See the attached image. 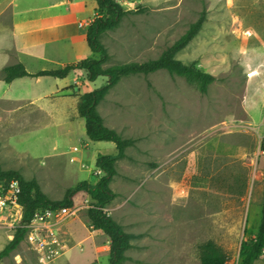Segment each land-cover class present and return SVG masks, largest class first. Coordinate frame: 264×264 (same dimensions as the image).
<instances>
[{
	"label": "rangeland",
	"instance_id": "374dc122",
	"mask_svg": "<svg viewBox=\"0 0 264 264\" xmlns=\"http://www.w3.org/2000/svg\"><path fill=\"white\" fill-rule=\"evenodd\" d=\"M85 1L92 19L96 3ZM114 1L124 14L100 37L109 55L103 69L158 59L205 12L198 35L176 58L215 79L204 94L165 70L131 75L98 106L105 126L134 141L116 164L110 184L116 197L106 209L133 236L124 264H201L208 242L226 253L228 264H240L241 244L255 237L263 209L264 0ZM80 55L100 57L85 32L72 37L59 60L76 63ZM107 81L99 77L89 89ZM77 102H57L60 113L53 116H9V105L1 108L0 168L35 179L51 200L79 182L95 183L98 155L117 149L88 139L84 119L75 116ZM72 115L70 126L65 118ZM74 201L77 216L59 228L71 250L50 264H109L110 241L89 226L91 199L82 192ZM19 222L0 217V251ZM17 255L23 264H40L26 238L0 264H16Z\"/></svg>",
	"mask_w": 264,
	"mask_h": 264
},
{
	"label": "trees",
	"instance_id": "16d2710c",
	"mask_svg": "<svg viewBox=\"0 0 264 264\" xmlns=\"http://www.w3.org/2000/svg\"><path fill=\"white\" fill-rule=\"evenodd\" d=\"M96 3L95 15L86 29V41L90 51L99 54V59L87 58L76 63H69L61 68L40 71L30 74L21 63L5 68L3 81L7 84L17 78L49 76L64 79L70 74L77 77L86 76L88 82H94L99 77H107L106 85L101 88L89 90L78 95V116L85 121V131L92 142H112L117 149L116 155H98L95 166L102 171V175L95 183L90 181L79 182L74 187L67 189L61 200H51L41 189L35 179L27 180L18 171L2 170L0 180H18L21 187L19 203L22 206V218L11 242L0 251V261L15 251L26 238L27 226L31 223L36 213L60 208H74V198L79 193H85L92 201L91 208L87 211L89 223L95 231L101 232L110 241L109 264H124L127 261L126 252L131 249L133 236L124 231L106 211L116 195L110 188L113 178L117 174L116 164L126 157V149L134 144L131 139H123L116 131L105 126L103 118L98 112L99 104L105 99L124 77L131 75H144L156 73L161 70L170 75L186 78L197 85L202 93H207L209 85L214 82V77L197 68L196 64L185 65L179 61L177 54L185 49L198 35L205 20L203 12L199 19L193 23L188 31L173 45L167 48L156 60L147 62H132L124 65L103 69L109 60L108 52L100 41V37L107 31L115 29L124 14L121 5L114 0H92ZM264 152V140L261 143ZM264 253V197L261 221L258 231L253 239L242 242L240 249V264H255ZM201 264H228L226 253L217 245L208 242L201 247Z\"/></svg>",
	"mask_w": 264,
	"mask_h": 264
},
{
	"label": "crops",
	"instance_id": "0c3cea01",
	"mask_svg": "<svg viewBox=\"0 0 264 264\" xmlns=\"http://www.w3.org/2000/svg\"><path fill=\"white\" fill-rule=\"evenodd\" d=\"M86 5L85 0H0V110L7 104L9 116H53L60 113L57 102L78 100L90 90L85 75L23 77L9 84L2 79L5 68L17 63L30 74L66 65L59 57L74 35L86 34L93 20L86 16ZM81 60L82 55L77 62ZM73 117L65 118L70 126Z\"/></svg>",
	"mask_w": 264,
	"mask_h": 264
},
{
	"label": "built area",
	"instance_id": "2783aa9c",
	"mask_svg": "<svg viewBox=\"0 0 264 264\" xmlns=\"http://www.w3.org/2000/svg\"><path fill=\"white\" fill-rule=\"evenodd\" d=\"M79 152L78 147L73 148ZM86 168L85 165L82 166ZM102 175L100 169L92 171V176L98 178ZM21 187L16 179L10 181L0 180V217L7 215L17 221L22 218V206L19 203ZM77 216L74 208H60L57 210H46L36 213L31 223L26 227V239L31 249L35 252L40 264H50L63 258L70 250L69 244L62 239L59 228L69 218ZM90 228L93 226L89 224ZM264 260V253L260 258ZM16 264H23L20 255L15 258Z\"/></svg>",
	"mask_w": 264,
	"mask_h": 264
}]
</instances>
